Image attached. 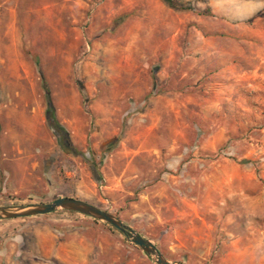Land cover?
<instances>
[{
	"label": "rangeland",
	"instance_id": "rangeland-1",
	"mask_svg": "<svg viewBox=\"0 0 264 264\" xmlns=\"http://www.w3.org/2000/svg\"><path fill=\"white\" fill-rule=\"evenodd\" d=\"M174 1L0 0V206L72 197L176 264H264V0ZM0 264L155 263L57 210L0 219Z\"/></svg>",
	"mask_w": 264,
	"mask_h": 264
},
{
	"label": "water",
	"instance_id": "water-1",
	"mask_svg": "<svg viewBox=\"0 0 264 264\" xmlns=\"http://www.w3.org/2000/svg\"><path fill=\"white\" fill-rule=\"evenodd\" d=\"M57 210L75 212L106 223L111 228L126 236L132 244L139 247L155 264H176L167 260L151 241L143 238L112 214L72 197H59L48 203L27 206H0V219H17L46 215Z\"/></svg>",
	"mask_w": 264,
	"mask_h": 264
},
{
	"label": "trees",
	"instance_id": "trees-1",
	"mask_svg": "<svg viewBox=\"0 0 264 264\" xmlns=\"http://www.w3.org/2000/svg\"><path fill=\"white\" fill-rule=\"evenodd\" d=\"M163 1H164L166 6H168L169 8H172L174 10L183 11V10H192L193 9V7L189 4L188 5L187 4H185V5L181 4L180 5L179 3H176L174 0H163ZM35 63H36L37 68H38L40 83H41V87L43 89L44 102L46 104V119H47L50 127L52 128V130L55 131L59 135L60 146L65 150L71 151L75 155H81L82 153L77 151L76 148L72 145L67 129L62 124H60V122L56 118L55 109H54V106L52 104V100H51V96H50L49 86H48L47 80H46V78H45V76L41 70L40 61L38 58H35Z\"/></svg>",
	"mask_w": 264,
	"mask_h": 264
},
{
	"label": "crops",
	"instance_id": "crops-1",
	"mask_svg": "<svg viewBox=\"0 0 264 264\" xmlns=\"http://www.w3.org/2000/svg\"><path fill=\"white\" fill-rule=\"evenodd\" d=\"M260 8H261V0H254L253 11H257Z\"/></svg>",
	"mask_w": 264,
	"mask_h": 264
}]
</instances>
